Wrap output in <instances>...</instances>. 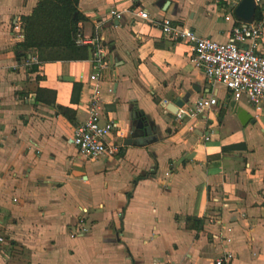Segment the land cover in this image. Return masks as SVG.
Wrapping results in <instances>:
<instances>
[{
    "label": "crops",
    "instance_id": "0c3cea01",
    "mask_svg": "<svg viewBox=\"0 0 264 264\" xmlns=\"http://www.w3.org/2000/svg\"><path fill=\"white\" fill-rule=\"evenodd\" d=\"M37 1L0 0V264H213L225 251L233 264H264V113L210 84L188 45L132 13L137 6L226 41L228 0H79L82 34L99 25L107 51L99 72L105 109L127 131L138 109L152 130L95 161L71 143L88 99L79 75L93 72L90 53L39 61L36 50L18 48L14 23ZM114 6L129 9L116 20ZM188 92L189 102L219 101L185 120L193 132L176 127L167 109ZM84 208L85 230L73 236Z\"/></svg>",
    "mask_w": 264,
    "mask_h": 264
},
{
    "label": "built area",
    "instance_id": "2783aa9c",
    "mask_svg": "<svg viewBox=\"0 0 264 264\" xmlns=\"http://www.w3.org/2000/svg\"><path fill=\"white\" fill-rule=\"evenodd\" d=\"M130 5L135 0H126ZM254 7L260 8L264 13V0H252ZM240 0L226 2L224 20H232L226 41H216L207 36H200L184 24L169 17L157 21L149 16L147 10L133 7L136 20L144 19L157 25L162 35L176 43H183L190 47V61L200 69L207 81L221 85L230 97L235 100H246L256 112L264 113V53L259 51L260 40L264 36L263 22L235 20L233 11ZM129 8L114 6L109 9L108 15L116 20L123 17V12ZM17 36L23 39L22 22L17 19L14 23ZM99 25H95L91 35L84 36L77 31L75 44L87 47L93 72L86 79L79 75V82L87 86L88 99L83 106V115L74 124L71 143L79 154L95 161L103 157L118 155L124 146L123 139L129 131L122 129L114 121L110 111L104 107L99 72L106 67L107 51L99 32ZM34 58V57H33ZM36 61V58H34ZM219 101L216 96L204 95L185 103L173 113L176 127L185 125L187 131L193 132L195 125H186L185 120L204 117ZM87 209H81L82 216L77 218L76 231L71 235L81 234L85 229L81 226L83 215ZM0 236V243L3 242ZM234 255L225 251L214 259L213 264H233Z\"/></svg>",
    "mask_w": 264,
    "mask_h": 264
},
{
    "label": "trees",
    "instance_id": "16d2710c",
    "mask_svg": "<svg viewBox=\"0 0 264 264\" xmlns=\"http://www.w3.org/2000/svg\"><path fill=\"white\" fill-rule=\"evenodd\" d=\"M78 3L79 0H38L31 13L21 17L23 40L18 48L36 50L39 61L87 59V47L75 44L79 24L85 20L78 9ZM261 19L262 11L255 7L252 21L258 22ZM57 50L66 51L67 57H55L53 53ZM43 52L45 54L42 56ZM58 112L70 121L74 120L70 109L66 107H58ZM134 113L147 119L138 109H134ZM192 220L195 224L201 223L200 219Z\"/></svg>",
    "mask_w": 264,
    "mask_h": 264
},
{
    "label": "water",
    "instance_id": "95a60500",
    "mask_svg": "<svg viewBox=\"0 0 264 264\" xmlns=\"http://www.w3.org/2000/svg\"><path fill=\"white\" fill-rule=\"evenodd\" d=\"M254 4L252 0H241L234 11L236 18L240 21L251 22L253 20ZM193 89L198 92L199 89ZM191 92L186 93L175 103H169L167 109L171 113H175L178 108L189 102ZM232 105V104H231ZM240 121L242 120L239 117ZM152 133L150 122L140 115L132 113L130 117L129 135L124 139V145H139Z\"/></svg>",
    "mask_w": 264,
    "mask_h": 264
},
{
    "label": "rangeland",
    "instance_id": "374dc122",
    "mask_svg": "<svg viewBox=\"0 0 264 264\" xmlns=\"http://www.w3.org/2000/svg\"><path fill=\"white\" fill-rule=\"evenodd\" d=\"M45 54V52H43L42 53V56ZM54 55H55V57H59V58H66L67 57V55H68V53H66V51H64V50H57V51H55V53H53ZM47 56H49V54L47 55ZM38 58V57H37ZM37 58H36V60H37ZM220 88H222V86H220ZM85 215V214H84Z\"/></svg>",
    "mask_w": 264,
    "mask_h": 264
}]
</instances>
